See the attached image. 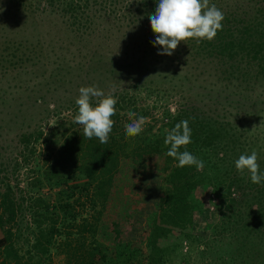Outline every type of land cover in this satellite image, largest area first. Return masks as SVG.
<instances>
[{"label":"trees","instance_id":"16d2710c","mask_svg":"<svg viewBox=\"0 0 264 264\" xmlns=\"http://www.w3.org/2000/svg\"><path fill=\"white\" fill-rule=\"evenodd\" d=\"M6 2L11 6L8 11L12 9L14 12L5 17L14 20L26 19V14L48 9L67 22L71 31L79 36H87L92 31L93 17L110 18L118 21V24L125 22L149 26L148 17L155 12L158 0H6ZM218 2L209 0V6L213 4L216 6ZM217 8L222 11L224 19L222 30H218L212 41L204 39L198 42V38H191L181 42L171 56L158 55V52L163 50L153 46L155 34L151 29L140 43L135 44L137 55L124 58V63L118 65V68L124 70L125 75L132 73L137 75H130L132 83L121 87L119 92L108 93L114 96L117 104L116 114L111 117L115 123L107 144H101L96 137L92 139L84 137L83 126L76 123L59 132L56 136L58 145L47 149L43 161L45 163L50 161L49 165L59 169L60 174H77L75 178L82 181L56 191L54 201L49 202L39 188L41 178H33L30 183V186L36 188L37 193L34 191L30 193L27 189L24 190L26 193L24 194L17 186L5 182L0 175V264H41L40 261L46 259L45 256L53 244L54 235L62 234L64 240L61 245L66 247L63 253L66 264H104L105 255L95 239L98 215L110 198L116 176H123L130 169L136 170V163L145 158L157 161L156 163L161 166V174L156 210L148 223L146 240L148 251L144 264L170 263L166 239L170 236H182L187 239L188 235L192 234L194 214L209 200L210 195L217 197L219 207L226 210L224 215L227 214L229 218V215L231 217L235 212V216L242 213L239 208L243 206L240 204L244 201L242 199L245 194L249 193L255 199L253 203L255 208H251L252 204L249 206V211L254 216V227L264 229V183L253 184L248 174H240L233 161L242 129L235 128L228 121L218 119L221 116L213 112L205 113L193 103H184L178 104L171 111L166 105H162L159 118L161 129L157 132H152L148 126L139 135L130 137L125 131V125L132 123L130 119L135 120L147 112L146 108H139L141 105L137 107L134 90H143L147 92L148 97L152 94L157 101L163 99L160 92L164 88L152 83L154 81L151 79L144 80L147 84L143 82V78L139 77L142 72L182 67L191 62L211 66L223 86L235 84L244 87L253 85L257 80H264V0H247L245 7L235 5L227 9ZM1 19L3 17L0 15ZM23 43L8 39L0 52L4 50L5 55L13 56L15 58L13 62H20L17 59L21 54L25 56L24 59H29L27 54L19 50L23 48ZM27 50L28 54L36 56L31 43ZM14 51H18V54H14ZM151 58L152 61L149 62ZM2 59L5 61L4 59L8 58L2 55ZM111 66L108 68L109 71ZM129 89L134 95L128 94ZM140 99L143 98L138 99L139 103ZM95 105L96 101L93 103V106ZM73 108L77 112L76 116L78 106ZM130 111L135 112L136 117H129ZM183 120L189 123L192 143L180 150H187L203 160L204 168L201 171H197L194 166L181 168L177 160L166 154L170 147L164 143L166 130L170 131ZM43 135L40 127L18 134L16 148L23 161L27 155L33 153L34 148L31 145ZM74 190L78 194L76 198L83 197L89 206L88 210H91L88 217L82 218L84 221L76 226L75 219L69 214L72 203L76 201L75 199L69 201ZM26 199L31 223L30 227L26 226L25 229L30 240L26 241L23 238L28 248L22 251L19 240L24 234L21 232L22 221L19 215L23 211ZM242 204L246 205V201ZM111 226L117 240L120 234L119 226L115 221L111 222ZM72 228H75L74 232ZM86 238L89 239L87 245L84 244ZM246 238L254 239L252 236H245L243 239ZM130 259L126 255L120 256L116 264H126ZM255 260L257 261L247 264H264V258Z\"/></svg>","mask_w":264,"mask_h":264},{"label":"rangeland","instance_id":"374dc122","mask_svg":"<svg viewBox=\"0 0 264 264\" xmlns=\"http://www.w3.org/2000/svg\"><path fill=\"white\" fill-rule=\"evenodd\" d=\"M218 1L216 6L223 9L235 5L245 7L247 2ZM10 7L6 0H0V15L3 17L0 20V49L8 39L24 42L23 48L19 50L27 54L29 59H24L25 56L21 54L17 59L20 62H13V56L5 55L4 50L0 52V175L5 182L17 186L24 194L27 189L30 193H37L30 183L33 178H41L39 188L42 195L53 202L56 191L82 181L75 178L77 174H60L59 169L49 165L50 161H43L47 149L58 145L56 136L59 132L76 123L77 112L73 107L77 106L79 89L96 86L107 95L119 92L124 85H130V75L137 74L125 75L118 65L124 63V58L137 55L135 44L140 43L151 31V25L125 22L118 24V21L110 18L93 17L91 33L79 36L70 30L67 22L48 9L36 10L26 14V19L14 20L5 17L14 12L12 9L8 11ZM30 43L35 57L28 54ZM15 53L18 54V51H14ZM2 55L8 59L3 61ZM151 61L152 58L149 62ZM110 66L111 71L108 69ZM216 76L211 66L191 62L182 67L142 72L139 77L143 78V82L151 79L154 81L152 83L164 88L160 92L163 95L160 101L152 94L148 93L149 97L146 96L147 92L143 90H134L137 107L141 105L139 108L147 109L142 128L150 126L152 132L161 129L159 118L162 105H166L171 111L178 104L193 103L205 113L213 112L221 116L218 119L242 129L233 161L240 155H250L255 150L262 171L264 80H257L253 85L244 87L235 84L223 86ZM128 94L134 95V92L129 89ZM141 97L143 99L139 103L138 99ZM50 104L55 107L50 108ZM130 121L133 122L132 119ZM39 127L44 135L31 145L33 153L23 161L16 148L18 134ZM156 162L145 158L139 160L136 166L132 161L136 170L130 169L125 175L116 176L110 198L98 215L99 222L95 232L96 243L105 255L104 264H116L118 258L124 255L131 258L126 264L145 263L148 223L156 210L161 174V166ZM77 195L74 190L69 200H76L69 211L75 219V226L83 222L82 218L88 217L91 211L88 210L85 199H78ZM242 200L244 201L240 205L243 207H238L242 213L235 216V212L228 218L227 214L224 215L226 210L219 207L217 197L210 195L209 200L194 214L192 234L187 239L182 236H170L166 239L170 256V263L166 264H247L264 258V229L254 227V216L249 211L251 204V208H255V199L246 193ZM27 201L28 199L24 201L23 211L19 215L22 221L21 232L24 234L19 240L22 251L28 248L24 239L30 240L25 229L31 223ZM245 201L246 205L242 204ZM112 221L119 226L117 240L112 232ZM74 230L72 228L73 232ZM63 235H54L53 244L46 259L40 261L41 264H66L63 254L66 247L61 245ZM245 236H252L254 239H243ZM88 240L86 238L84 244L87 245Z\"/></svg>","mask_w":264,"mask_h":264},{"label":"clouds","instance_id":"9594fccd","mask_svg":"<svg viewBox=\"0 0 264 264\" xmlns=\"http://www.w3.org/2000/svg\"><path fill=\"white\" fill-rule=\"evenodd\" d=\"M148 19L155 34L153 46L163 50L158 55L171 56L178 45L188 39L198 38V42L204 39L212 41L218 30H222L224 15L214 4L209 6V0H158L155 12ZM79 93L75 122L83 126L84 137H96L101 144H107L115 123L111 117L116 114L117 100L96 86L81 87ZM93 98H97L95 106L92 103ZM49 107L55 106L50 104ZM136 115L135 112H129V117ZM144 121L145 117L139 116L125 125L126 134L130 137L139 135L143 131ZM166 133L164 143L170 146L166 154L177 160L181 168L194 166L197 171L203 170V160L187 150H180L192 143L188 121L177 123L170 131L166 130ZM235 167L241 175L247 172L253 184L264 183V172L260 171L255 150L250 155H240L235 161Z\"/></svg>","mask_w":264,"mask_h":264}]
</instances>
